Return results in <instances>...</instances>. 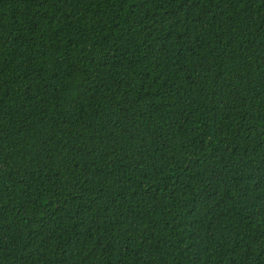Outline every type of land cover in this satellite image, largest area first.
<instances>
[{
  "label": "trees",
  "instance_id": "16d2710c",
  "mask_svg": "<svg viewBox=\"0 0 264 264\" xmlns=\"http://www.w3.org/2000/svg\"><path fill=\"white\" fill-rule=\"evenodd\" d=\"M0 264H264V0H0Z\"/></svg>",
  "mask_w": 264,
  "mask_h": 264
}]
</instances>
